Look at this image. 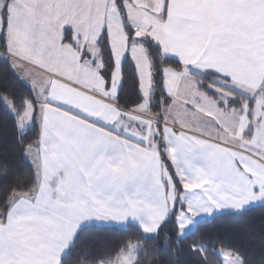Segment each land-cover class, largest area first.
<instances>
[{"label": "crops", "instance_id": "0c3cea01", "mask_svg": "<svg viewBox=\"0 0 264 264\" xmlns=\"http://www.w3.org/2000/svg\"><path fill=\"white\" fill-rule=\"evenodd\" d=\"M118 3L133 22L125 26L154 45L156 14L168 57L184 65L177 86L189 101L168 119L159 120L150 105L121 107L119 89L105 95L80 68L90 60L85 39L93 36L98 46L104 31L94 36L92 30L97 23L103 30L116 0H54L51 7L43 0H0L2 54L34 90L37 101L24 114L31 111L28 127L36 116L40 128L27 150L37 188L30 197L16 196L0 223V264H60L78 232L91 225L157 233L177 199L166 183L158 122L182 184L179 228L181 217L194 230L200 219L264 204V106L257 103L264 88V0ZM192 72L228 79L227 87L256 98L253 109L245 103L225 111ZM121 255L102 264L119 263Z\"/></svg>", "mask_w": 264, "mask_h": 264}, {"label": "trees", "instance_id": "16d2710c", "mask_svg": "<svg viewBox=\"0 0 264 264\" xmlns=\"http://www.w3.org/2000/svg\"><path fill=\"white\" fill-rule=\"evenodd\" d=\"M6 15V13L4 14ZM6 25V22L4 23ZM130 36L134 32L126 26ZM149 52L155 70L156 94L150 111L159 120L171 97L162 88V67L171 65L176 69L184 65L173 57L153 58L157 47ZM103 73L110 76L115 68L114 57L107 31L98 41ZM6 53L4 40L0 45V223L4 222L16 196H32L37 188V176L32 162L27 157L29 147L39 139L40 128L36 116L25 130L20 120L27 103H36L34 90L17 75ZM122 81L116 103L126 109L141 105L144 96L135 63L126 57L121 68ZM198 88L217 101L223 109H242L248 104L249 113L256 98L248 97L221 84L229 81L212 72H192ZM230 94L224 97L219 89ZM155 101V102H154ZM248 113V114H249ZM157 138L163 164L177 186L176 205L170 216L162 223L157 233L146 235L138 226L107 227L91 225L83 227L76 235L71 247L62 257L60 264H102L115 260L138 243L134 264H224L220 250H230L242 259V264H264V204L240 213H221L197 221L195 229L184 237L179 236L177 212L181 209L182 188L175 167L165 152L163 129L156 124ZM253 126L250 125L249 131Z\"/></svg>", "mask_w": 264, "mask_h": 264}, {"label": "rangeland", "instance_id": "374dc122", "mask_svg": "<svg viewBox=\"0 0 264 264\" xmlns=\"http://www.w3.org/2000/svg\"><path fill=\"white\" fill-rule=\"evenodd\" d=\"M54 0H43L44 4L48 6H54L53 4ZM56 1V0H55ZM67 3H70V0H66ZM118 1L116 0V5H113V12L111 14H107L105 19L102 23V29H98V23L97 28L95 30H92V33L94 36L97 35L100 31L107 30L110 46L112 49L114 62H115V68L114 71L110 76L105 75L103 73L104 64L101 59V53L96 45V38L93 40V36L89 35L88 39H85V45L87 47V53L85 57L87 61H84L80 68L86 67V70L91 72V77L95 78V83L97 84V87L99 86L100 90L109 97L114 96L122 81V75H121V68L123 61L126 57L132 58L136 65L138 66V75L141 82V91L144 96L143 103L139 106L140 109L148 107L151 102H153L154 96L156 94V81H155V70L152 67V63L149 57V52L151 49L153 50L154 47L151 45V40L147 36H136L135 33L134 36H130L128 33H126V22L128 20L129 25L133 28V22L130 20L129 15L124 11L120 6ZM64 21L66 23V18H64ZM98 21V20H97ZM160 21L156 19L155 14V48L157 47V51H155V55H153V58L159 57H167L169 56L167 51L166 42L161 38L160 34H162V30L160 27ZM150 31V30H145ZM142 32H140L141 34ZM139 34V35H140ZM86 65V66H85ZM162 88L165 92L168 93L169 96H174L175 100L172 105L171 114L169 115L168 109L166 110L165 119H168L169 116L172 115V113H178L179 110H183L185 103H188L189 100H187L186 95H189V92L185 93L183 91V88L180 91H178V83H182L184 80V77L181 75L179 69H176L175 67L171 65H164L162 67ZM95 74V75H93ZM224 85V84H223ZM227 84H225L226 86ZM221 92H223L224 97H228L230 94L225 89H219ZM188 91V90H187ZM215 101V100H214ZM155 102V101H154ZM217 102V101H215ZM259 108H262L264 106V88L262 92V96L259 97L257 100ZM218 104V102H217ZM219 105V104H218ZM183 106V107H182ZM182 107V108H181ZM225 111L230 109H224ZM31 111H27L23 117L20 120V128L22 131H25L29 125V122L31 120ZM180 115V114H179ZM177 174V173H176ZM178 176V174H177ZM179 178V177H178ZM180 180V178H179ZM167 187L170 190V196L171 193L173 195L176 194L177 197V186L175 185L171 175L168 173V177L166 179ZM180 185L182 188V184L180 181ZM176 205V204H175ZM175 208V206H174ZM180 209L178 210L177 214H179ZM180 217V216H178ZM179 219V218H178ZM182 217L179 219L180 221V230H179V236L184 237L190 232L193 231V228H190L188 226V221L181 220ZM137 248L138 243L131 244L128 251H126L123 255V258L119 263L120 264H134L136 258H137ZM220 256L222 258V261L224 264H242V259L237 254L233 253L230 250H220L219 251ZM119 257V256H118ZM117 257V258H118ZM114 261V260H113ZM112 262V261H110ZM104 263V262H103ZM116 263V264H119Z\"/></svg>", "mask_w": 264, "mask_h": 264}, {"label": "water", "instance_id": "95a60500", "mask_svg": "<svg viewBox=\"0 0 264 264\" xmlns=\"http://www.w3.org/2000/svg\"><path fill=\"white\" fill-rule=\"evenodd\" d=\"M136 36H138V37H139L140 35H139V34H137Z\"/></svg>", "mask_w": 264, "mask_h": 264}]
</instances>
